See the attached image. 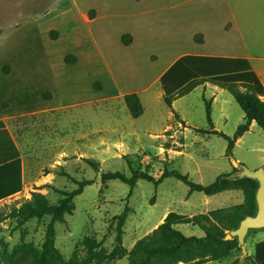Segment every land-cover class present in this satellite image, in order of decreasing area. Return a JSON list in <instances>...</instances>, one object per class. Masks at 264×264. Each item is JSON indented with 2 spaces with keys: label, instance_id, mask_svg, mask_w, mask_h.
I'll list each match as a JSON object with an SVG mask.
<instances>
[{
  "label": "rangeland",
  "instance_id": "1",
  "mask_svg": "<svg viewBox=\"0 0 264 264\" xmlns=\"http://www.w3.org/2000/svg\"><path fill=\"white\" fill-rule=\"evenodd\" d=\"M93 2L0 0V120L20 143L26 170L24 194L0 205V264H8L22 247L44 253L52 264H133L136 244L161 224L172 220L186 236L200 237L205 231L196 216L245 200L241 189L190 194V187L174 177L157 185L140 178L132 188L118 179L104 180V173L159 178L166 169L176 170L207 185L223 173L242 175L233 159L251 170L264 169V131L256 123L236 141L231 156L225 138L206 133L218 128L233 136L243 121L245 113L227 87L197 81L169 107L158 83L139 95L144 113L133 118L125 99L113 92V76L124 89L145 87L170 57L141 73L137 57L120 53L112 30L130 25L120 14L135 13L122 6L94 24L101 44L95 46L88 24L96 14ZM198 16L192 10L191 17ZM208 43L229 45L230 36ZM259 43L251 50L262 54L264 42ZM208 103L214 126L208 123ZM83 181L89 184L73 198L70 213L58 220L35 214L42 205H57ZM51 224L54 237L47 242ZM263 240L264 228H252L244 246L238 241L214 264L236 258L254 262L255 245Z\"/></svg>",
  "mask_w": 264,
  "mask_h": 264
},
{
  "label": "trees",
  "instance_id": "2",
  "mask_svg": "<svg viewBox=\"0 0 264 264\" xmlns=\"http://www.w3.org/2000/svg\"><path fill=\"white\" fill-rule=\"evenodd\" d=\"M198 35L196 39L201 40ZM69 62V57L66 58ZM211 81L220 87H227L235 100L243 109L245 116L237 127L233 136H229L218 130L206 131L218 135L227 140V155H232L236 141L247 132L252 123L264 131V84L254 70L252 63L247 58L216 57L203 55H185L162 76L161 86L165 103L172 107L178 96L184 95L187 86L197 81ZM242 86L244 90H241ZM125 101L133 118H139L144 113V107L137 93L127 94ZM207 119L210 126H214L211 104L207 105ZM0 122V126H2ZM92 166V162H90ZM174 177L190 187V194L203 192L207 195H215L223 191L241 189L244 191L245 200L241 205L220 208L210 214L196 216L197 225L205 231V235L186 236L175 227V222L168 220L161 224L150 235L140 240L133 251V264H200L207 260H221L230 251L239 246L237 236L231 239L227 235L239 228L241 222L247 216H254L258 212L257 192L260 187L258 180L241 177L235 172L223 173L215 181L204 185L194 182L188 175L176 170H165L161 177L156 178L148 173H134L133 177H127L121 172H107L103 174L104 180H121L132 188L138 179L142 178L154 184L161 183L164 179ZM89 184L81 183V187L67 194L57 205H42L35 214L42 216L52 214L54 220L61 219L65 213L74 209L72 200L82 193L83 188ZM126 214L122 215L125 219ZM54 237V229L51 224L48 228L47 242ZM255 264H264V240L255 245ZM235 261L233 264H236ZM8 264H52L44 253L35 252L31 248L22 247L9 256Z\"/></svg>",
  "mask_w": 264,
  "mask_h": 264
},
{
  "label": "crops",
  "instance_id": "3",
  "mask_svg": "<svg viewBox=\"0 0 264 264\" xmlns=\"http://www.w3.org/2000/svg\"><path fill=\"white\" fill-rule=\"evenodd\" d=\"M162 1L164 0H133L128 3L94 0L96 14L88 24L95 46H101V44L95 34L94 24L99 23L103 18L111 17L112 10H115L116 6H122L135 13L120 14L121 16L112 14L114 17L125 16L130 21V25L112 30L113 33H117L114 38H117L119 42L120 53L127 58L137 57L136 62L142 64L139 70L141 73H148L160 63L163 57H170L168 63L145 87L133 86L124 89L120 87L121 84L114 75L113 82L117 89H113L114 93L123 98L131 93L141 96L142 91L158 83L162 89V76L185 55L247 58L264 84V53L258 54L251 50L252 44L264 42V0H211L209 2L171 0L172 5L166 3V6L161 3ZM195 9L199 12V16L192 18L191 13ZM131 18L134 19L131 20ZM192 20L197 22L191 23ZM198 35L201 36L199 41L196 39ZM224 35L230 36L229 45L220 43L221 45L212 46L208 43L222 41ZM191 37L198 45L196 51L190 49ZM129 72L132 71L127 72L128 77ZM129 78L131 82L137 80L136 77ZM0 122L3 123L0 126V205H4L24 194L26 170L20 143L12 130L2 120ZM254 123L256 122L252 125ZM214 130L220 131L218 128ZM216 261L222 260H207L200 264H214ZM236 262V264H255V260L254 262L250 260L248 263L245 258Z\"/></svg>",
  "mask_w": 264,
  "mask_h": 264
},
{
  "label": "water",
  "instance_id": "4",
  "mask_svg": "<svg viewBox=\"0 0 264 264\" xmlns=\"http://www.w3.org/2000/svg\"><path fill=\"white\" fill-rule=\"evenodd\" d=\"M233 162L236 166L243 168L241 177H249L259 181L260 187L257 192L258 212L254 216H247L240 224L239 228L231 231L227 238L231 239L237 236L241 245L245 244V237L252 228H264V169L251 170L245 165L240 164L235 159Z\"/></svg>",
  "mask_w": 264,
  "mask_h": 264
}]
</instances>
